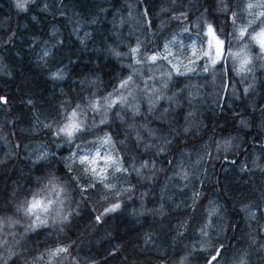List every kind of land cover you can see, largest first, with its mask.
<instances>
[{
  "label": "trees",
  "instance_id": "obj_1",
  "mask_svg": "<svg viewBox=\"0 0 264 264\" xmlns=\"http://www.w3.org/2000/svg\"><path fill=\"white\" fill-rule=\"evenodd\" d=\"M17 3L0 0V264H264V69L241 80L229 54L254 9ZM98 149L121 169L102 181L80 163ZM36 193L59 201L38 226Z\"/></svg>",
  "mask_w": 264,
  "mask_h": 264
},
{
  "label": "snow or ice",
  "instance_id": "obj_2",
  "mask_svg": "<svg viewBox=\"0 0 264 264\" xmlns=\"http://www.w3.org/2000/svg\"><path fill=\"white\" fill-rule=\"evenodd\" d=\"M28 2H29V0H18L17 7L23 11V10H25V5ZM247 7L250 10L253 8H264V0H261L260 3L250 2L247 5ZM259 17H264V12H260L258 15V18ZM250 23H252V22H250ZM246 31H247L246 28L241 29V31H240V37L241 38H244ZM208 35L212 39L216 40V43L218 45L223 43L222 41L216 39L211 25H209V28H208ZM249 38L251 40L255 41L259 45V47L262 50H264V28H262L255 35L249 33ZM209 47H211V40H209ZM217 54H220L219 51ZM203 55L208 56L209 53L207 51H204ZM162 58H166V57H162ZM156 59H157L156 56L151 57V60H153V61H155ZM245 63H247V60H245ZM126 85H127V81L122 83L120 85V87H125ZM5 102L6 101L4 100V98L0 97V103H5ZM93 107H95V105H93ZM76 115H77V113L75 111H73L72 114L67 118L68 122L58 132V134H63V135H66L67 137H69V142H71V138L73 137L74 133L76 131L80 130L79 123L75 119ZM108 139H110V138H108ZM108 139H106L104 141V143H107ZM101 162H103V163H101ZM80 163L87 165V167L85 168V172L91 171L92 175L94 177H98L101 181L106 178L105 173H106L107 168L114 167V164H115V162L113 161V159L110 155L101 154L99 149L97 150V152L95 153L94 156H91V157L83 156V157H81ZM93 165H96V167H93ZM114 170L120 171L121 169H120V167H114ZM45 187L50 189L51 193H54L58 196L57 188L52 185L51 181L49 182V185H46ZM58 202H59L58 200H53V199L48 198V197L41 198V194L36 193L33 195L32 200L25 201V204L21 210L24 212V214L26 216H32L35 218L33 221V224L35 226L43 225L46 223V217L42 218V216H44V214H46V213H49L51 210V206L55 203H58ZM115 207H119V205H116ZM112 210H114V209H112ZM65 251H66L65 248H58V249L52 251L50 253V255L52 257H55L59 253H62Z\"/></svg>",
  "mask_w": 264,
  "mask_h": 264
},
{
  "label": "rangeland",
  "instance_id": "obj_3",
  "mask_svg": "<svg viewBox=\"0 0 264 264\" xmlns=\"http://www.w3.org/2000/svg\"><path fill=\"white\" fill-rule=\"evenodd\" d=\"M254 1V2H253ZM247 5L250 2L253 3H260L261 0H244ZM248 8V7H247ZM254 9V14L252 18H248L245 20L246 24L244 25L243 28H246L247 31L245 32L244 38L240 37V31L243 29L242 27H239L236 29V36L232 41L231 45V52L230 54V59L232 61V65L234 66L233 69L235 71V74L241 79V80H247L250 78H257L261 76V73L256 71V69H264V50H262L259 45L251 40L249 38V33L255 35L258 33L262 28H264V17H259L258 15L260 12H264V8H253ZM246 14L241 13V17H245ZM252 22V23H250ZM250 28H254V30H249ZM215 34V33H214ZM203 36V33H202ZM216 39L220 40L217 35L215 34ZM205 44L207 45L206 48L209 50L210 48L212 49L211 55L213 59H217L221 53H222V44L218 45L216 43V40L212 39L208 33H207V38H205ZM209 40H211V47H209ZM221 41V40H220ZM258 48L260 51L257 54L254 49ZM219 51L220 54H217ZM210 52V51H209ZM245 60H247V63H245ZM121 97L124 98V94L121 95ZM101 110H99V114L101 115ZM84 115V114H82ZM99 116V115H98ZM80 130H85L88 128V124L86 121H84V116L80 117L79 121ZM76 131V132H79ZM75 132V133H76ZM103 142V140H102ZM102 151L103 149H106V153L108 154V148L109 144L107 143L106 145H102ZM97 151H95L96 153ZM4 244V242H3Z\"/></svg>",
  "mask_w": 264,
  "mask_h": 264
}]
</instances>
